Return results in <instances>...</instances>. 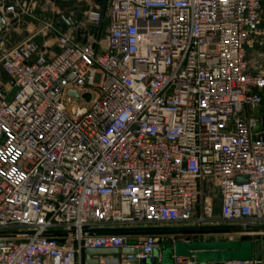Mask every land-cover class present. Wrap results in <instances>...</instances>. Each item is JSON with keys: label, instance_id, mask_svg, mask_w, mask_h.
<instances>
[{"label": "built area", "instance_id": "built-area-1", "mask_svg": "<svg viewBox=\"0 0 264 264\" xmlns=\"http://www.w3.org/2000/svg\"><path fill=\"white\" fill-rule=\"evenodd\" d=\"M31 1L0 3V264H161L159 234L99 231L211 225L207 185L226 225H264V73L247 60L264 0H106L79 39L45 24L8 48Z\"/></svg>", "mask_w": 264, "mask_h": 264}, {"label": "crops", "instance_id": "crops-1", "mask_svg": "<svg viewBox=\"0 0 264 264\" xmlns=\"http://www.w3.org/2000/svg\"><path fill=\"white\" fill-rule=\"evenodd\" d=\"M14 0H0V3L11 4ZM38 1L32 0L25 15L19 16L18 20L6 19V24L2 25V35L5 40V44L8 48L15 46L26 37H30L37 33L40 28L45 24H51L56 29L62 32V11H58V8H62V0H43L42 7L39 6ZM83 8V7H82ZM95 8V7H94ZM1 11V10H0ZM68 29V28H67ZM14 38V41H12ZM22 39V40H21ZM40 45V43L35 40ZM250 50H248L249 52ZM255 74V73H254ZM14 91L11 92L10 96ZM259 94H261L258 91ZM260 114L264 115V99L260 104ZM259 115V114H258ZM239 226V225H236ZM245 228L235 229L236 236L243 238L240 241L248 242L252 245V259L250 264H264V225H256L252 223H246ZM157 228L173 229L164 231L159 234L162 238L167 240L163 245L161 264H172V256L174 255V247L176 244H193V243H208L210 241V235L206 232H184L176 229L181 228H196L193 226H156ZM204 227H210L209 225ZM234 243L236 240H227ZM169 253V254H168ZM158 254L154 256V262L157 260ZM228 264V263H223Z\"/></svg>", "mask_w": 264, "mask_h": 264}, {"label": "water", "instance_id": "water-1", "mask_svg": "<svg viewBox=\"0 0 264 264\" xmlns=\"http://www.w3.org/2000/svg\"><path fill=\"white\" fill-rule=\"evenodd\" d=\"M29 1V0H27ZM84 8L80 9L79 11L74 12V19L70 22L68 20L62 18V31H65L67 28H73L76 32V37L79 39L80 34L82 33L79 24L82 19V13L84 12ZM68 17L69 15L65 13ZM82 43L85 42L84 39L81 40ZM76 94L72 91L67 92V96L72 97ZM257 117L264 121V115H261V110H256ZM259 127L257 126L255 130ZM239 181H242L241 179ZM264 184V182H262ZM246 226H222V227H196V228H181L176 229L179 231L184 232H208V231H228V230H235L245 228ZM173 229H166V228H139L133 230H121V229H114V230H100V233H138V234H146V233H158L164 232ZM231 249L232 251L236 252H227L226 250ZM135 250L123 249V250H86L85 251V264H98L100 257H115L121 255H135ZM169 254V253H168ZM194 254L196 256L195 264H223V263H231V262H240V263H248L251 262L252 259V245L250 243H227L222 247L219 245H211L209 243H193V244H176L174 247V255L179 257L190 256ZM154 259L147 260V261H140L137 262L136 260L130 261V264H153ZM259 264V263H257Z\"/></svg>", "mask_w": 264, "mask_h": 264}, {"label": "rangeland", "instance_id": "rangeland-1", "mask_svg": "<svg viewBox=\"0 0 264 264\" xmlns=\"http://www.w3.org/2000/svg\"><path fill=\"white\" fill-rule=\"evenodd\" d=\"M105 1L106 0H62V8H58V11H62V16H64L65 13H72L75 11V9H82V7L85 9L89 8H98L101 12L104 11L105 7ZM39 6L37 8L42 7L44 4L43 0L38 1ZM29 37H26L27 39ZM14 41V38H12ZM22 40V39H21ZM36 40L41 44L45 40L41 36H37ZM247 60H248V66H249V72L250 73H258L262 72L264 73V47H255L251 49L247 53ZM206 197H208L211 200L212 205V216L216 219L215 223L209 225L210 227H222V226H230L226 225L224 222L220 220V208H221V199L220 196L217 194V192L214 190V188L211 185H207L205 188ZM205 234L210 235V241H208L211 245H219L223 246L229 243L227 240H236L239 241L234 242L235 244H241V243H247L245 241H240L243 238H239V236H236V231H208ZM163 235V234H162ZM167 242L164 238H162V244L164 245ZM227 252H231V249L226 250ZM236 252V251H232Z\"/></svg>", "mask_w": 264, "mask_h": 264}, {"label": "trees", "instance_id": "trees-1", "mask_svg": "<svg viewBox=\"0 0 264 264\" xmlns=\"http://www.w3.org/2000/svg\"><path fill=\"white\" fill-rule=\"evenodd\" d=\"M163 233V232H162ZM161 232H158V233H151V234H162Z\"/></svg>", "mask_w": 264, "mask_h": 264}]
</instances>
